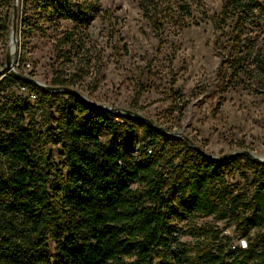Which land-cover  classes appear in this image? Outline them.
<instances>
[{
    "label": "trees",
    "instance_id": "obj_1",
    "mask_svg": "<svg viewBox=\"0 0 264 264\" xmlns=\"http://www.w3.org/2000/svg\"><path fill=\"white\" fill-rule=\"evenodd\" d=\"M145 1L139 0V8L161 28ZM8 2L12 8L13 0ZM20 2L24 36L58 31L61 21L73 25L54 47L64 54L70 52L61 47L74 49L73 37L84 34L102 12L100 0ZM176 7L189 11L183 0ZM258 11V0L224 1L214 24L218 30L230 27L232 50L237 36L258 21ZM241 47L225 61L230 78L246 75L250 58L264 89V58L252 44ZM3 74L30 88L35 102L55 106L57 133L48 136L60 145L65 173L49 171L47 137L25 123L32 108L27 99L6 98L0 104V264H264V161L238 154L215 160L186 139L94 107L64 91L75 89L77 73L56 71L47 86L61 89L57 92ZM138 130L135 143L131 134ZM240 161L243 186L228 181ZM198 216L232 223L245 246L219 231L203 234L211 237L209 244L181 242L174 222Z\"/></svg>",
    "mask_w": 264,
    "mask_h": 264
},
{
    "label": "rangeland",
    "instance_id": "obj_2",
    "mask_svg": "<svg viewBox=\"0 0 264 264\" xmlns=\"http://www.w3.org/2000/svg\"><path fill=\"white\" fill-rule=\"evenodd\" d=\"M177 1H145L151 18L162 22V27L155 29L139 8V0H100L101 14L84 34L73 37L74 49L68 44L61 47L70 52L64 54L54 47L72 24L61 21L58 31L24 36L20 0H13L15 20L10 2L0 0V70L5 65L14 20L12 65L16 72L45 85L56 71L77 73L81 79L74 91L95 104L115 109L116 115L139 114L170 137L187 138L212 157L249 151L264 159V89L258 83V70L249 58V67H244L247 74L239 73L235 81L225 64L230 53L241 52L243 43L252 44L264 58V0H258V21L242 37L237 36L234 50L230 27L218 30L214 24L225 0H183L188 12L177 9ZM182 20L185 26L180 28ZM5 76L0 72V104L6 98L27 99L32 108L25 123H33L47 137L44 155L48 169L64 176L60 145L48 136L57 133L55 106L35 102L30 88L21 90ZM139 133L131 134L135 143ZM242 163L236 164L228 177L230 183L245 184L239 175ZM174 224L182 231L181 242L190 247L209 244L211 237L203 234L214 231L230 237L234 245L245 246L237 239L232 223L198 216ZM256 233L251 232L250 237ZM47 244L54 255V243L49 240Z\"/></svg>",
    "mask_w": 264,
    "mask_h": 264
},
{
    "label": "water",
    "instance_id": "obj_3",
    "mask_svg": "<svg viewBox=\"0 0 264 264\" xmlns=\"http://www.w3.org/2000/svg\"><path fill=\"white\" fill-rule=\"evenodd\" d=\"M13 10H14V20H15V5L13 6ZM14 20H13V23H12V31H11V35H10V36H11V38L13 39V41L15 42L16 39H15V21H14ZM12 57H13V53L11 54L10 51H9V49H7V53H6V56H5V65H4V67L0 70V72H2V74H3V73H11V74H13L15 77H17V78L20 79V80H23V81H26V82L32 83V84H34V85H36V86H38V87H41V88L47 89V90H49V91H53V92L61 91V89L51 88V87H49V86H47V85H45V84H43V83H41V82H39V81H37V80L31 78V77H28V76H25V75H22V74L16 72V71L14 70V68H13V65H12ZM64 91H68V92H72V93H76V94H78V93H77L76 91H74V90H64ZM80 97H81L84 101H86V102H88L89 104H91L92 106L97 107V108H99V109H101V110H108V111H110V112H112V113L116 111L115 109H111V108H108V107L103 106V105L95 104V103H93V102L87 100L86 98L82 97L81 95H80ZM133 117L137 118L138 120H140V121L143 122V123H146L147 125H150L151 127L157 129L158 131H162L161 128L156 127V126H155L150 120H148V119H146V118L140 116L139 114L134 113V114H133ZM162 132H163V131H162ZM167 135H169V134H167ZM184 139H186V140L190 143V146H191V147H193V148L197 149L198 151H200V149H199L197 146H195L190 140H188L187 138H184ZM204 154H205L206 156L210 157V158L215 159V160H218V159H219V158H216V157H212V156H210V155H208V154H206V153H204ZM237 154H238V155H245V156H247V157H249V158H251V159H255V160H257V161H261V162L264 161V159H259V158L255 157V156H254L251 152H249V151L237 152V153H233L232 155H237Z\"/></svg>",
    "mask_w": 264,
    "mask_h": 264
},
{
    "label": "bare ground",
    "instance_id": "obj_4",
    "mask_svg": "<svg viewBox=\"0 0 264 264\" xmlns=\"http://www.w3.org/2000/svg\"><path fill=\"white\" fill-rule=\"evenodd\" d=\"M8 49L10 51V53H14V50H15V42L13 41V39L11 38L10 36V41H9V46H8Z\"/></svg>",
    "mask_w": 264,
    "mask_h": 264
},
{
    "label": "built area",
    "instance_id": "obj_5",
    "mask_svg": "<svg viewBox=\"0 0 264 264\" xmlns=\"http://www.w3.org/2000/svg\"><path fill=\"white\" fill-rule=\"evenodd\" d=\"M24 88H25V87H22L21 90H24ZM240 242H241V244H244V243H243L244 241H240Z\"/></svg>",
    "mask_w": 264,
    "mask_h": 264
}]
</instances>
